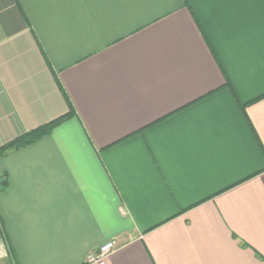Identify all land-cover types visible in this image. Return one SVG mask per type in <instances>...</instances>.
Segmentation results:
<instances>
[{"label":"crops","instance_id":"obj_1","mask_svg":"<svg viewBox=\"0 0 264 264\" xmlns=\"http://www.w3.org/2000/svg\"><path fill=\"white\" fill-rule=\"evenodd\" d=\"M67 113L0 156V264H264V0H0V146Z\"/></svg>","mask_w":264,"mask_h":264},{"label":"trees","instance_id":"obj_2","mask_svg":"<svg viewBox=\"0 0 264 264\" xmlns=\"http://www.w3.org/2000/svg\"><path fill=\"white\" fill-rule=\"evenodd\" d=\"M69 116H70V113H67L47 123H44L34 129H31L29 131H26V132H23L17 135L13 139L5 142L2 146H0V156L5 155L8 151L19 149L26 145L32 144L33 142L40 139L44 135L49 134L57 125L62 123ZM0 235L6 246L9 259L15 263L16 262L15 254L13 251L10 238L7 233L5 221H4L1 211H0Z\"/></svg>","mask_w":264,"mask_h":264},{"label":"built area","instance_id":"obj_3","mask_svg":"<svg viewBox=\"0 0 264 264\" xmlns=\"http://www.w3.org/2000/svg\"><path fill=\"white\" fill-rule=\"evenodd\" d=\"M120 244V241L116 238L106 241L88 255V263L105 264V258L113 253L120 246ZM7 255L6 246L0 235V259L6 257Z\"/></svg>","mask_w":264,"mask_h":264}]
</instances>
